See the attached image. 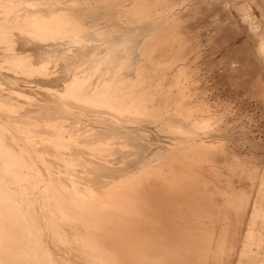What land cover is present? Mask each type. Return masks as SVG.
<instances>
[{
    "label": "bare ground",
    "instance_id": "bare-ground-1",
    "mask_svg": "<svg viewBox=\"0 0 264 264\" xmlns=\"http://www.w3.org/2000/svg\"><path fill=\"white\" fill-rule=\"evenodd\" d=\"M133 4L135 17L150 10L148 0ZM89 8L0 0L5 75L36 84L18 87L36 97L26 96L31 107L0 87V264H237L234 254L248 251L252 205L221 202L211 214L217 223L206 224L216 144L192 141L210 120L199 104L187 105V94L198 91L182 69L188 63L170 91L157 82L163 102L141 64L176 60L173 35L163 29L144 50L136 33L104 36ZM23 46L35 49L30 58L39 64L20 54ZM176 116L189 125L180 140L171 129ZM159 119L168 123L156 128Z\"/></svg>",
    "mask_w": 264,
    "mask_h": 264
},
{
    "label": "rangeland",
    "instance_id": "rangeland-1",
    "mask_svg": "<svg viewBox=\"0 0 264 264\" xmlns=\"http://www.w3.org/2000/svg\"><path fill=\"white\" fill-rule=\"evenodd\" d=\"M66 2L77 7L90 5L91 13L88 17L93 18L91 19L96 28L108 31L104 36L116 35L120 30L143 37L144 50L151 48L152 44L147 42H154L152 37L157 38L161 34L160 31L169 29L175 39L171 47L176 60L171 61L169 66L159 65L155 68L149 60L141 61L147 74H150L149 80L155 81L153 87L155 90L152 89L153 98L156 97L155 101L163 102L165 92L157 87V82L162 81V85H167L166 90L170 91L172 85L181 81L176 70L181 69L180 65L184 62L188 63L182 69L188 70L191 85L198 91L187 94L189 97L187 105L199 104L210 120L209 128L206 131L198 130L196 138L194 136L192 141L206 140V143L216 144L213 151L214 156L217 155L214 158L215 166L208 170L206 176L209 180L208 195L210 194L214 201L213 208L208 206L205 210L208 213H206V224L212 226L217 223L218 220L212 218L211 214L214 211L218 212L223 202L233 201L234 204L243 199L251 201L252 211L246 222L242 242L243 245L246 238L250 241L248 251L240 258L234 254L232 261L236 260L238 264L240 259L241 264H264V227H262L264 226V0H148L151 3L150 10L140 17H135L128 11L134 5L133 0H66ZM155 24H159L157 29ZM27 47H19L18 51L26 55L27 60L32 56L35 58V49L31 47L27 49ZM30 51L34 55H31ZM32 63L37 65L40 62L33 61L30 64L33 65ZM3 64L0 61L1 88L10 89L9 93L17 98L20 91L18 87L22 90L36 87L33 82H20L18 78L7 77L5 75L8 70L5 68L7 65L3 66ZM54 65L52 69L57 66ZM9 67V71L13 70V67ZM81 69L83 70L77 68L76 73L80 72L82 77V74L85 76L86 73L84 70L80 71ZM26 96H31L29 98L31 100L36 98L25 91V94L19 93L17 99L18 101L24 99L21 102H26L28 98ZM32 104L34 103H27L30 107ZM182 118L176 116L170 121L173 125L171 128L174 131L173 135L178 140L185 138L187 135L185 133L189 131V125L186 126ZM167 123V119H159L155 126L161 128ZM181 131L184 133L181 134ZM240 178L243 184L239 181ZM239 186H241L240 190H238ZM245 186H250L251 189L248 187L250 189L248 190ZM228 211L232 215L241 217V213L233 209ZM229 222H232L229 218L221 220L226 227L230 225Z\"/></svg>",
    "mask_w": 264,
    "mask_h": 264
}]
</instances>
